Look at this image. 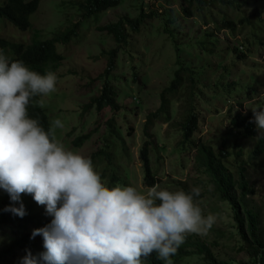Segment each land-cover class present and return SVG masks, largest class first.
I'll return each mask as SVG.
<instances>
[{"label": "rangeland", "instance_id": "1", "mask_svg": "<svg viewBox=\"0 0 264 264\" xmlns=\"http://www.w3.org/2000/svg\"><path fill=\"white\" fill-rule=\"evenodd\" d=\"M81 2L42 0L29 20L32 29L40 31L44 40L54 39L77 25L75 36L68 43L56 46L57 53L63 57L55 72L56 91L39 101L48 122L59 119L63 124L54 129L55 140L65 150L85 157L108 144L106 147H110L108 153L112 158L110 170L120 180L115 186H132L144 194L148 187L143 182L139 159V149L146 141L143 125L146 115L158 109L159 95L172 80L178 52L179 60L196 72V88L200 90L195 104L197 130L192 141L210 146L215 155H225L226 169L234 176L243 167L248 187L253 190L251 203L264 210V154L255 161L248 160L264 133L251 140L230 135L228 119L235 113L253 115L252 110L264 107V27L257 25L264 24L255 21L258 13L264 19V0H250L240 11H228L226 16L234 23L233 30L221 28L220 17L225 13L220 7L212 9L204 21L200 17L182 15L178 0H119L117 7L83 21L76 8ZM140 13L144 16L154 13V16L145 19L138 34L131 35L128 45L117 53L115 69L110 75L109 82L118 95L119 111L106 109L99 114L94 110L83 113L82 107L100 91L101 80L97 77L107 64L102 53L116 48L112 38L98 29L124 17L136 18ZM242 18L248 19V23H240ZM165 28L172 36L165 33ZM30 36V32H19L0 23V39L9 43L27 44ZM199 43L207 47L202 48ZM133 73H136L135 80ZM232 83L237 86L229 91L227 86ZM184 100L179 93L170 103L171 121L167 124L156 122L150 131L153 144L149 160L155 185L158 190L172 192L198 186L203 196L196 204L203 215L215 214L216 222L206 234L189 235L208 243L216 242V256L228 264H252L243 254L233 251L237 238L230 207L215 197L210 178L196 168L193 146H180L178 125L185 115ZM108 121H111L113 133L119 134L120 141L116 144L105 138L110 131ZM88 133H91L90 138L82 147L72 146L77 137ZM93 165H98L94 170L109 187L111 172L106 170L105 163L95 161ZM5 195L0 190V202ZM10 235L9 229H0V264H19L24 256L6 254ZM182 264H200V259L194 256Z\"/></svg>", "mask_w": 264, "mask_h": 264}, {"label": "clouds", "instance_id": "2", "mask_svg": "<svg viewBox=\"0 0 264 264\" xmlns=\"http://www.w3.org/2000/svg\"><path fill=\"white\" fill-rule=\"evenodd\" d=\"M56 83L55 72L40 74L0 49V190L10 201L3 211L23 218L21 194H30L51 217L30 236L41 237L44 251L25 250L19 264H143L153 253L173 264L187 235L206 234L216 222L215 214L203 215L194 203L200 188L186 193L153 185L140 194L132 186H105L91 158L55 140L61 120L50 121L45 131L28 115L33 98L56 91ZM252 112L259 137L264 107Z\"/></svg>", "mask_w": 264, "mask_h": 264}, {"label": "trees", "instance_id": "3", "mask_svg": "<svg viewBox=\"0 0 264 264\" xmlns=\"http://www.w3.org/2000/svg\"><path fill=\"white\" fill-rule=\"evenodd\" d=\"M42 0H1L0 2V23H5L12 26L19 32H30L31 36L27 44L9 43L0 39V49L4 54H9L10 61L22 60L31 70L40 74H44L46 70L56 72L61 65L63 57L57 53L56 46L68 43L75 36L77 25L72 26L65 33L58 35L54 39L44 40L41 38L40 31L33 30L30 25V17L37 11ZM166 1V0H164ZM250 4V0H178L179 11L186 17H200L204 21L206 15L211 14V10L220 7L225 15L221 16V28L233 30L234 23L227 15L228 11H240L242 6ZM119 5V0H82L76 5L77 11L80 14L81 20H88L95 15L102 14L107 10L113 9ZM263 7V6H262ZM261 7V8H262ZM142 8V7H140ZM141 11V9H140ZM154 16H144L140 13L138 17L128 19L121 18L116 23L108 24L99 28L101 32H105L116 45L115 49L108 53H102L105 56L107 64L97 80H101V87L97 97L89 100L82 107L83 113L94 110L99 114L103 110L109 109L112 112L119 111L116 103L117 94L112 88L109 80L112 71L115 69V61L117 53L126 47L131 35H136L139 28L145 24V19ZM255 21L264 24V19L260 13L256 15ZM240 23H248V19H240ZM263 28L264 25L257 24ZM165 33L172 36V32L165 28ZM209 37V35L207 36ZM171 38V37H170ZM170 40V39H169ZM173 42L172 40H170ZM210 43V41H209ZM200 44V43H199ZM204 48L205 44H200ZM211 47L213 44L210 43ZM207 47V45L205 46ZM176 48V45H175ZM178 49V47L176 48ZM211 53V52H208ZM175 66L177 69L173 73L172 80L168 86L159 95V107L154 113H149L145 117L143 125V135L146 141L139 149V159L143 173V182L146 187H152L156 183L154 172L150 167L149 154L153 144L150 131L156 122L165 124L171 121L170 103L176 100L180 93L185 99V115L182 122L178 125L180 128V146L191 147L195 150V163L198 170H202L210 178L214 188V195L222 203H226L231 210V220L234 225L235 236L237 242L233 247L236 254H243L252 261V264H264V210L256 208L251 203L250 197L253 195V190L248 187L244 168L240 167L234 176L226 169L223 158L225 155H215L212 148L199 141H192L197 130V108L196 100L199 98V89L196 88L197 76L196 72L190 65L184 61H180L178 52H176ZM134 80L136 73H133ZM236 83L227 86L230 91L232 87H236ZM41 97H34L27 108L30 118L39 119L41 125L47 131L49 122L45 111L40 107L39 102ZM138 101H136L137 103ZM229 128L230 135H238L243 139H254L257 131L251 114L235 113L230 115ZM110 131L105 135L106 140L112 139L114 144L118 143V133H113L111 121H108ZM91 133L77 137L72 146L80 148L90 138ZM105 144L103 148L93 153L91 158L94 163H105L106 170H109V188L120 183L118 177L114 175V171L110 170L111 155L108 153L109 148ZM264 154V137L258 138L252 152L249 154V161H255ZM103 161V162H102ZM98 166V165H96ZM93 165L94 168H96ZM101 176H104L102 173ZM183 191L190 192L187 188ZM202 194L194 197V203L202 198ZM21 202L23 203L26 215L23 218L16 217L11 213L4 212L5 206L9 205V197L6 194L0 202V229L6 228L11 232V243L8 245L6 254L14 255L15 253L24 254L25 250L30 251L33 255H37L44 251L42 247V239L40 236L30 239L33 229L40 228L48 224L51 217L45 214L44 207L38 206L31 198V195L21 194ZM18 206V205H14ZM218 245L216 242L208 243L199 238L188 235L184 243L179 247L177 253L171 257L173 264H182L188 258L197 257L200 259V264H228L226 261L218 259L214 249ZM143 264H163L162 261L155 258V254L144 258Z\"/></svg>", "mask_w": 264, "mask_h": 264}]
</instances>
